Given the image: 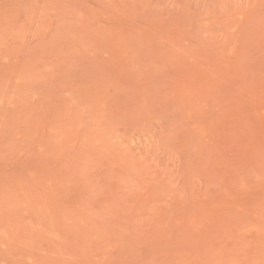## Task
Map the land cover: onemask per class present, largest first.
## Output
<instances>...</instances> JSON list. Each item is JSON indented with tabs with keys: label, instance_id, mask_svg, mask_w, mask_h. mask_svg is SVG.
I'll return each mask as SVG.
<instances>
[{
	"label": "rangeland",
	"instance_id": "rangeland-1",
	"mask_svg": "<svg viewBox=\"0 0 264 264\" xmlns=\"http://www.w3.org/2000/svg\"><path fill=\"white\" fill-rule=\"evenodd\" d=\"M0 264H264V0H0Z\"/></svg>",
	"mask_w": 264,
	"mask_h": 264
}]
</instances>
